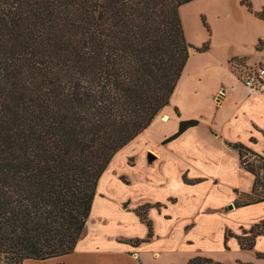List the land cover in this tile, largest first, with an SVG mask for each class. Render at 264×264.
<instances>
[{"label": "trees", "instance_id": "trees-1", "mask_svg": "<svg viewBox=\"0 0 264 264\" xmlns=\"http://www.w3.org/2000/svg\"><path fill=\"white\" fill-rule=\"evenodd\" d=\"M189 1L0 0V264L74 250L110 160L169 103L190 51L209 47L186 39L179 8ZM241 3L264 19V8ZM240 61H230L234 72ZM198 123L181 120L164 142ZM229 144L254 175L235 204L263 202L251 158L264 168V156ZM151 206L136 208L148 234L132 245L153 236ZM258 235L264 220L235 236L251 249ZM186 264L222 263L196 255Z\"/></svg>", "mask_w": 264, "mask_h": 264}, {"label": "crops", "instance_id": "crops-1", "mask_svg": "<svg viewBox=\"0 0 264 264\" xmlns=\"http://www.w3.org/2000/svg\"><path fill=\"white\" fill-rule=\"evenodd\" d=\"M230 3L210 0L205 11L212 13L208 14L210 47L190 51L169 103L114 154L98 180L74 250L62 256L64 264L68 257L75 264L95 263L100 254L110 252L122 255L123 264H154L174 248L191 252L186 264L196 254L213 256L200 254L194 247L210 246L215 236L224 241L226 230L233 234L227 239L228 248L224 243L216 248L235 254L231 264H264V257L258 256L264 254V235L256 237L251 249L241 248L235 236L264 220V201L235 204L252 190L254 175L229 144L243 143L264 156V94H252L236 80L230 62L249 59L264 65V47L258 48L259 40L264 41V19L241 8L242 15L234 17ZM252 3L256 11L264 8V0ZM188 119L199 123L164 142L178 130L181 120ZM146 203L152 205L147 217L153 236L132 245L130 241L147 237L148 227L136 213ZM96 212L100 216L93 222Z\"/></svg>", "mask_w": 264, "mask_h": 264}, {"label": "rangeland", "instance_id": "rangeland-1", "mask_svg": "<svg viewBox=\"0 0 264 264\" xmlns=\"http://www.w3.org/2000/svg\"><path fill=\"white\" fill-rule=\"evenodd\" d=\"M250 1L252 3V0H250ZM209 2H210V0H192V1H189L187 3L182 4L179 8L180 17L182 19V23L184 26V32H185L186 39L190 44H192L193 46H196V47L202 46V44L206 41H209V47H210V43H211V39H212V26L210 25V21H209L210 19L208 18V14L211 16L212 13H210V11H208V13L205 12L209 8ZM230 2H231L230 3L231 13L234 17H240L245 10L250 12L246 8V6L241 3V0H230ZM252 7H253V3H252ZM240 8L242 9L243 12H241ZM243 8H244V10H243ZM212 20H213V24L217 23V21L215 20L214 17H212ZM262 47H264V46H262ZM258 48H261V47H258ZM192 50H194V49H192ZM196 52H198V51H196ZM201 52H204V51H201ZM238 60H242V61L246 62L248 65L262 64L259 62L254 63L249 59H238ZM233 74H234L235 79L243 84L241 79L238 77L237 73L234 72ZM251 161L254 162L255 169L257 170V173L260 177V181H262V184H264V168H263V165H261L258 162V160H255L253 158H251ZM130 163H132V159H130ZM261 190H262V187L258 186L259 192H257V194H256L257 196H255V197H259L261 195ZM240 200H245V196ZM116 214L117 213H114V216ZM99 216H100L99 213L96 212L92 216L93 222H96L97 218ZM111 228H113V227H111ZM121 229H123V228H121ZM211 242L212 243L210 246L205 245V244H199L194 248H196L197 251H200V254H204L207 252L212 253L213 256L215 257V259L217 261H220L222 264H231L235 261L236 257H235V254L233 252H226L223 250L217 251L216 246L218 244H223L224 243L223 240L220 241V239H218L215 236ZM190 253H191L190 251H182L179 248H177V249L174 248L172 251L163 254L164 257H162L160 260L154 261V264H163V263H166V264H184L185 258ZM196 255H198V254H196ZM204 255H206V254H204ZM213 256H211V257H213ZM59 261H64V257L49 259V260H47L41 264H55V262H59ZM96 262L95 263L91 262L90 264H123L122 255H120L118 252H110L107 254H100L99 260ZM27 264H36V263L34 262V260H30L27 262ZM66 264H75V263L72 262L70 257H68Z\"/></svg>", "mask_w": 264, "mask_h": 264}, {"label": "built area", "instance_id": "built-area-1", "mask_svg": "<svg viewBox=\"0 0 264 264\" xmlns=\"http://www.w3.org/2000/svg\"><path fill=\"white\" fill-rule=\"evenodd\" d=\"M238 77L252 94H264V65H248L244 61L236 64Z\"/></svg>", "mask_w": 264, "mask_h": 264}, {"label": "water", "instance_id": "water-1", "mask_svg": "<svg viewBox=\"0 0 264 264\" xmlns=\"http://www.w3.org/2000/svg\"><path fill=\"white\" fill-rule=\"evenodd\" d=\"M153 159V156L151 155V153H149V156H148V160H152ZM232 204L228 205V208H232Z\"/></svg>", "mask_w": 264, "mask_h": 264}, {"label": "bare ground", "instance_id": "bare-ground-1", "mask_svg": "<svg viewBox=\"0 0 264 264\" xmlns=\"http://www.w3.org/2000/svg\"><path fill=\"white\" fill-rule=\"evenodd\" d=\"M165 119H167L166 116L164 117V120H165ZM46 261H47V260H46ZM43 262H45V261H37V262H35V263H36V264H41V263H43Z\"/></svg>", "mask_w": 264, "mask_h": 264}]
</instances>
